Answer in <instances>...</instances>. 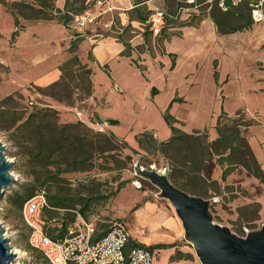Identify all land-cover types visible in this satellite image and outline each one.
<instances>
[{
  "label": "crops",
  "instance_id": "0c3cea01",
  "mask_svg": "<svg viewBox=\"0 0 264 264\" xmlns=\"http://www.w3.org/2000/svg\"><path fill=\"white\" fill-rule=\"evenodd\" d=\"M106 1L110 3L111 9L101 8L102 17L94 25L88 26L86 30L82 31L84 35L81 36L82 40L77 49V55L82 64L87 65L88 69L92 71L93 95L87 101L82 102L87 105L86 108L79 110L80 103L77 102L75 106L71 107L72 110H76L81 116L91 112L92 116H96L101 124H105L103 131L113 134L111 128L114 125L108 122L117 120L101 116L100 111L107 106L108 95L103 97L97 95L94 82L97 72L107 73L111 83L110 88L117 86L123 90V93H131L139 87H144L145 91L149 93L153 88H156L150 81V69L153 72L158 69L167 72L171 68L172 73L178 70L185 63V58L188 57L195 63L194 72L199 73L200 61L197 60L199 53L203 52V47L207 45L209 47L211 44L212 50L217 47V51L211 50L213 55L209 62L212 63L213 78L216 89L220 93L217 109L211 115L215 116L217 120L222 113H226L230 117L243 113L248 120L252 121L247 137L258 163L264 170V33L262 28L255 30L254 25L257 23L252 20L251 27L242 31L245 35L237 38L238 41L230 48L225 44L222 34L218 32L215 22L211 17H207L197 28H163L170 33L176 32L167 36L163 35V48L159 50L155 47L156 41L159 36H162L164 30L159 35H154L148 30L147 33L143 32L145 23L141 18L148 16V22L157 10L171 12L172 9L174 12L178 9V0H174L171 5L166 0ZM65 3L66 0L56 1L57 7L61 10H64ZM96 8V5L93 4L91 9H95L94 12H96ZM23 23L24 28L19 35L22 49L19 54L10 58L7 56L5 59L6 68L10 73L8 77L3 78V84H0L3 97H9L14 93L26 96L30 94L29 88H46L59 82L63 75L61 66L72 58L70 47L75 35L63 25L54 21L25 20ZM129 29L136 36H129ZM76 30L81 33L79 29ZM30 31L32 34L28 35ZM57 32L60 34L59 37L54 36ZM146 35L147 51H144L143 47V51H140L135 46L146 44ZM187 38L191 40V46L183 51L178 46L180 41H185ZM126 43L130 45V50L126 49ZM127 52L130 56L123 55ZM173 55L176 57L173 58ZM89 56H92V59H89ZM227 65L231 66L232 70H224L223 67ZM165 77L167 81L168 76ZM237 79L239 82L236 85L234 82ZM226 90L229 91L227 95H225ZM157 98L158 95L154 97V100ZM235 99L238 101V105L232 107L231 101H235ZM56 104L52 107L58 111L66 106L65 104ZM181 129L186 133H193ZM155 134L158 141L162 142L156 132ZM217 137L210 135L211 141ZM136 147L134 148L137 149ZM128 175L126 173L124 175V180L128 183L115 197L114 208L122 217L132 216L130 217L132 218L129 222L130 226H128L130 227V240L152 249L160 244L174 245L171 248L154 250L153 257L156 256V259L162 260L158 264L195 262L198 258L192 245L185 237L182 222L176 212L161 200L149 197L146 192L138 191V193L132 192L130 195L133 197V203L127 210L117 206L122 193L129 187H135L136 181L130 183L129 179L131 178ZM177 253L191 255L192 258L172 260Z\"/></svg>",
  "mask_w": 264,
  "mask_h": 264
},
{
  "label": "rangeland",
  "instance_id": "374dc122",
  "mask_svg": "<svg viewBox=\"0 0 264 264\" xmlns=\"http://www.w3.org/2000/svg\"><path fill=\"white\" fill-rule=\"evenodd\" d=\"M56 1L57 0H51V2ZM166 1L170 3V5L174 2V0ZM20 2L35 3L34 0H0V78H2L0 79V84H3V78L8 77L10 73L6 68L5 59L7 56L10 58L19 54V51L22 49V42L19 40V35L22 30L20 27H16L14 19V14L17 13L18 17L21 19V25L24 26L23 22L26 19L21 17L15 6V4ZM172 11L171 9V13ZM248 18L249 12L245 11L242 18L233 17L228 26L236 27L242 25L248 21ZM180 23L181 21H178V24ZM199 23L201 24V22ZM199 23L198 25L196 24L194 28L199 27ZM256 28L258 30L262 28L264 33L263 24H255L254 29L256 30ZM16 32L18 36L14 38L13 35ZM175 32L176 31L172 33ZM172 33L168 30H164L162 36L157 38L155 47L159 50L163 48V35L165 36L166 34L167 36ZM31 34L32 31H30L28 35ZM59 35L60 34L57 32L54 36L59 37ZM128 35L136 36V34L131 33L130 29ZM244 35V32L239 31L236 32V34L233 33L230 37L222 35V38L225 40V44L232 48L233 44L238 41L237 38H241ZM145 41L146 44L143 46L136 45L135 47L140 49V51H143V47L144 51H147V35ZM190 43L191 40L187 38L185 41H180L178 47L185 51L191 46ZM212 48L213 46L211 44L209 47L207 45L202 48L203 52L199 53L197 59L200 61L199 73L194 72L195 63L188 57L185 58V63L172 73L171 68L168 69L167 72H163L160 69L153 72L150 69V81L152 86L159 90V93L156 94L158 95L157 100H154L156 95H153L152 92L147 93L144 87H139L131 93H123V90L117 86L110 88L111 83L106 75L107 73L97 72L94 81L97 95H99V97L108 95L107 106L101 109V116L116 119L118 124L111 128V132L120 140H126L132 148L137 146V149H134L137 150L139 154L136 155L132 150L126 148L124 145H120L122 155L119 156L121 160L125 161L128 155L134 158V163L130 170L120 172L114 170L113 164L109 163L112 170L105 172L101 169L102 164H104V166L106 165L105 160H99L96 162L95 170L90 173L67 175L66 177L69 179L71 187L76 189L80 184L87 186L86 184L94 181L102 192H109L115 190L118 184L124 181V175L126 173L129 174L128 176L131 178L129 179L130 183L134 181L140 182L141 187L139 188L134 184V188L129 187L122 193L117 203L120 209L127 210L133 203V197L130 196L132 192L138 193V191H140L141 193H148L151 198L161 200L167 207L174 210L168 200L160 197L158 188L149 181L136 176L134 165L137 162H140L142 167L146 169L154 168L158 171H164L168 166L163 158L153 151L145 152L141 150L138 144H136V135L145 130L152 129L150 131H152V133L155 131L160 141H168L172 132L164 114L169 111L170 114L180 122L177 124L178 127L189 132H194L196 129L208 130L212 137L218 136L215 129L217 120L215 116L213 117V115H211L213 111H216L218 99L220 98V93L216 89L213 78L212 63L209 62V59L213 55L211 52ZM212 51H217V47ZM223 69H231V66H224ZM165 76H168L167 81L165 80ZM238 82L237 79L234 83L237 85ZM29 92L30 94L26 96L14 93L9 97H3L0 91V142L5 146V156L13 163L11 172L14 177H17V182L6 191L5 197L0 201V222L8 229L10 236L9 240L13 249H17L22 253V256L18 257L14 264H49L44 255L31 245V230L22 219V211H18L9 203L11 197L16 195L24 196L26 194L25 188L33 182L32 172L35 170L36 166L29 155L28 147L30 145L25 140L28 134L25 131L19 130L18 126L25 121L26 117L31 112L36 111L34 108H51L57 105L51 98L40 94L36 87L29 88ZM228 93L229 91L226 90L225 95ZM74 97L75 99H79L78 96ZM179 97H181V99H179ZM176 99L178 100L174 102ZM231 102L232 107L238 105L236 99ZM86 107V104L80 103L78 108L80 110ZM219 107L221 108V106ZM59 112L62 115H60L61 123L83 122L95 132L109 133L103 131L105 124H101L96 116H92L91 112L84 113V115L81 116L76 110H72L71 106L68 107L67 105ZM154 136L157 139L156 134H154ZM222 173L223 170L221 167H217L213 173V179L217 180L221 185L220 193L213 194L214 197L210 199L215 201L211 205V212L215 222L230 227L235 233L244 229H261L264 224V184L241 166H235L226 181L222 180ZM40 192L43 191L37 190L33 197ZM114 199L115 198L103 203H94L91 210L88 212L87 219L95 222L100 231L107 230L110 224L115 221H122L130 226L129 222L132 216L128 215L127 217H122L114 208ZM255 203L261 204V212L259 215L255 214L256 210L252 206ZM44 214L48 217L51 215L52 218L57 221L64 220L65 222V220L68 219L64 211H60L58 214L45 211ZM128 229L130 231V227H128ZM153 259V264L162 262V260L159 261L158 258L156 259V256H154ZM189 264L201 263L199 259H197L195 262L190 261Z\"/></svg>",
  "mask_w": 264,
  "mask_h": 264
},
{
  "label": "trees",
  "instance_id": "16d2710c",
  "mask_svg": "<svg viewBox=\"0 0 264 264\" xmlns=\"http://www.w3.org/2000/svg\"><path fill=\"white\" fill-rule=\"evenodd\" d=\"M34 1L33 4L25 2L15 4L16 10L19 11L22 18L29 21H54L75 35L70 47L72 58L61 66L63 73L61 80L49 87L37 88V90L54 102L71 107L75 106L77 102L87 101L93 95L92 71L88 69L87 65L82 64L77 55L78 45L84 34L75 29L73 22L75 16L89 11L95 1L66 0L64 10L59 9L56 2H51V0ZM198 1L202 4L199 12L192 13L188 19L181 21L182 17H177L178 10L189 6L184 3V0H178V9L172 13L167 12L173 17L167 18L164 29L174 26L195 27L205 18L211 17L217 25L218 32L228 35L246 30L253 23L250 4L254 0H242L238 6H232L227 13L218 7V0H212L211 4L208 3L210 0ZM245 11L249 12L247 22L236 27L228 26L233 17L242 18ZM14 19L16 27H20L22 30L24 27L21 25V19L17 13L14 14ZM141 20L146 23L148 16ZM178 21L181 23L178 24ZM13 36L15 38L18 33L16 32ZM125 46L127 50L131 49L129 44L126 43ZM123 55L130 56L128 52ZM175 57L173 55V58ZM89 59H92V56H89ZM152 93L156 95L158 90L153 88ZM74 96H78L79 99H75ZM34 109L36 111L31 112L18 126L19 130L28 134L25 140L30 145L28 147L29 155L36 165L32 172L33 182L25 188L24 196H13L9 203L18 211H22L25 203L33 197L37 190L46 191L50 207V209H46L48 213L58 214V212L64 211L69 222L75 220L74 212L80 213L87 219L88 212L94 203L107 202L117 197L120 191L126 187L128 181L120 182L115 190L102 192L94 181L86 184L87 186L80 184L78 188H72L66 176L90 173L95 170L96 162L99 160H105L106 165L102 164L101 166L105 172L112 170L109 163L113 164L114 170L120 172L130 170L134 158L128 155L125 161L121 160L120 145H124L136 155L139 152L132 148L126 140H120L111 133L95 132L83 122L61 123V114L54 107ZM164 116L172 132L168 141L159 142L155 138L154 132L153 134L152 131L145 130L136 135V142L141 150L153 151L163 158L170 169V181L175 186L191 195L211 199L214 197L213 194H218L221 191L220 183L213 179L216 168H222V180L226 181L235 166L245 168L264 184V170L258 163L247 137L252 121L248 120L243 113L234 117L222 113L216 122L215 129L218 137L214 141H210L208 130H196L189 134L177 126L180 122L169 111ZM108 123L117 125L118 121H109ZM252 206L256 210L255 214L259 215L261 204L255 203ZM66 227L67 224L60 232L59 237L65 235ZM250 230L257 231L256 229ZM100 232L101 236H104L107 230ZM236 234L244 237L246 230L236 232ZM128 247L147 249L153 253L154 250L171 248L174 245L160 244L152 249L130 240ZM182 258L191 259L192 256L177 253L172 260Z\"/></svg>",
  "mask_w": 264,
  "mask_h": 264
},
{
  "label": "built area",
  "instance_id": "2783aa9c",
  "mask_svg": "<svg viewBox=\"0 0 264 264\" xmlns=\"http://www.w3.org/2000/svg\"><path fill=\"white\" fill-rule=\"evenodd\" d=\"M212 2L210 0L208 3ZM241 2L242 0H218L217 4L221 11L227 13L232 6H238ZM184 3L189 7L180 8L178 18L188 19L192 13L199 12L202 7L198 0H184ZM95 5L96 12L95 9H90L84 14L75 16L74 27L81 33L88 26L98 22L103 14L101 8L111 9L110 3L106 0H95ZM250 7L254 23L264 24V0H254ZM168 17L173 16L166 11L157 10L143 25V32L148 30L154 35L161 34ZM135 185L141 187L140 182H135ZM46 209L50 207L43 191L25 203L22 219L31 230V245L44 255L49 264H153L151 251L128 247L130 232L126 223L122 221L111 223L106 235L101 236L95 222L86 219L78 212H74L76 214L74 221L69 222L67 219L64 222L45 215ZM0 223L5 230V237L10 239L8 229L2 222ZM66 224L65 235L59 237Z\"/></svg>",
  "mask_w": 264,
  "mask_h": 264
},
{
  "label": "water",
  "instance_id": "95a60500",
  "mask_svg": "<svg viewBox=\"0 0 264 264\" xmlns=\"http://www.w3.org/2000/svg\"><path fill=\"white\" fill-rule=\"evenodd\" d=\"M4 152L5 146L0 142V201L17 182L11 172L13 163ZM134 170L136 176L149 181L159 189L160 197L171 203L201 264H264V224L257 231L246 230V236H239L230 227L215 222L211 212L214 200L191 195L175 186L169 178V166L158 171L137 162ZM15 259L0 223V264H14Z\"/></svg>",
  "mask_w": 264,
  "mask_h": 264
},
{
  "label": "bare ground",
  "instance_id": "6f19581e",
  "mask_svg": "<svg viewBox=\"0 0 264 264\" xmlns=\"http://www.w3.org/2000/svg\"><path fill=\"white\" fill-rule=\"evenodd\" d=\"M15 177H16V176H15ZM16 179H17V177H16ZM13 250H17V249H13ZM13 252L16 254V259H15V260H17L18 257L22 256V253H21L19 250H17V251H13Z\"/></svg>",
  "mask_w": 264,
  "mask_h": 264
},
{
  "label": "clouds",
  "instance_id": "9594fccd",
  "mask_svg": "<svg viewBox=\"0 0 264 264\" xmlns=\"http://www.w3.org/2000/svg\"><path fill=\"white\" fill-rule=\"evenodd\" d=\"M13 251H17V250H13Z\"/></svg>",
  "mask_w": 264,
  "mask_h": 264
}]
</instances>
